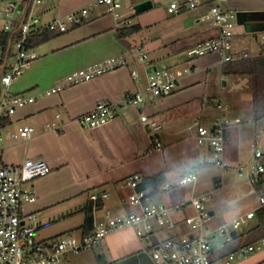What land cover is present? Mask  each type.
Returning a JSON list of instances; mask_svg holds the SVG:
<instances>
[{
	"label": "crops",
	"instance_id": "1",
	"mask_svg": "<svg viewBox=\"0 0 264 264\" xmlns=\"http://www.w3.org/2000/svg\"><path fill=\"white\" fill-rule=\"evenodd\" d=\"M90 1L40 0L33 6L32 12L40 11V16H36L41 23H46L58 16L78 11ZM126 1L127 7L132 10L135 4L144 0ZM164 1L151 0L152 9H149L153 10L152 13L139 14L138 22H134L141 29L123 40L117 39L115 32L127 19V12L122 11L124 1L120 0V18L108 13L104 6L90 8L82 16L80 24H69L67 31L57 33L51 40L35 47L38 57L8 86L10 93L36 94L34 102L2 119L5 131H11L15 125H29L35 130L28 138L11 139L3 136L0 141L5 143L0 147V164H19L27 158H40L50 166L47 175L31 183L36 199L24 206L25 212L35 215L32 224L35 222L36 231L37 228L42 231L41 236L37 234L40 239L68 233H77L75 237L84 234L85 209L91 204L89 196L92 192L105 190L109 193L108 197L114 193L110 202L105 199L101 202L115 212L131 209L126 203L125 195L130 189L125 185V180L133 173H139L142 178L165 173L168 187L154 200L161 199L158 203L169 207L184 203L180 210L171 211L170 215L176 223L175 228L179 232L185 231L183 218L194 213L188 203L190 197L212 194L242 179L225 183L222 172L225 169L207 167L208 164L204 162L208 154L207 146L199 145L196 141L194 121L205 128L206 124H211L207 128L211 129L212 119L218 111L224 117L225 110L220 111L216 106L218 97H228L236 105L228 113L231 116L227 119L238 123L244 117L249 123L235 130H229L233 124L226 128L223 155L226 169L233 167L237 172V166L241 163L239 141L233 142L235 135L248 136L253 141L257 139L258 143H251L252 147H262L254 129L257 124L264 129V116L256 117L254 113L253 73L258 70L264 73V0H227L225 3L227 8L236 13L238 31L234 29L232 38L233 59L223 64L218 62L217 55L213 53L196 58H189L186 53L195 43L217 34L207 10L202 7L169 13ZM3 4L4 0H0V7ZM26 12L27 7L16 12L14 30ZM4 22L0 17V30H3ZM249 36L255 37V41L248 42ZM138 46L147 53L152 65L168 66L177 73L178 82L173 91L159 98L144 93L148 67L145 63L144 68L137 65ZM120 54L126 57L123 67L90 81L68 86L58 93L37 94L73 70ZM138 58L142 61L140 56ZM129 91L142 92L143 102L129 105L126 101ZM241 99H244L245 106L249 105V111L245 110L244 115ZM100 101L112 103L116 116L96 128L82 127L78 118ZM142 113L162 124L159 135L163 148L159 151H148V127L139 118ZM237 113H242V117ZM250 122L253 123V130L249 129L252 126ZM187 173L196 174L195 182L180 185L178 179ZM250 185L258 194V189ZM237 191L241 193V190ZM211 201L206 206L212 211L213 217L216 210L213 207L215 202ZM257 207L258 199L257 204L246 212ZM251 220L248 229L257 224L255 218ZM218 226L209 222L207 228L210 230ZM238 234L236 231V236ZM139 237L134 227L112 230L100 244L76 254L67 253L59 264H155L147 250L150 247ZM144 239L146 242L150 240L149 237ZM213 240V255L221 253L225 245H217ZM232 264H264V247Z\"/></svg>",
	"mask_w": 264,
	"mask_h": 264
},
{
	"label": "built area",
	"instance_id": "2",
	"mask_svg": "<svg viewBox=\"0 0 264 264\" xmlns=\"http://www.w3.org/2000/svg\"><path fill=\"white\" fill-rule=\"evenodd\" d=\"M40 0H4L0 7V17L5 20L3 31L14 32L15 14L27 7L26 16L18 23L17 38L11 41L8 53H3L0 44V120L10 117L19 108L35 100V93L20 92L10 93L8 86L19 78L24 70L38 57L34 48L26 46L27 38L39 30H49L56 33L65 32L69 24H80L82 16L94 6H104L108 13L120 18V0H92L78 11L58 16L46 23H41L32 12L33 6ZM227 0H171L167 11L178 13L182 10L205 8L209 18L217 28L215 37L195 43L186 53L189 58H196L209 53L216 54L220 64L232 61V38L234 35L236 13L225 6ZM134 11V9H132ZM65 20L69 23H66ZM130 23L128 19L124 20ZM140 58L145 59L148 67L147 84L144 93L153 98L162 97L173 91L178 82L177 73L168 66L152 65L148 55L140 46L136 48ZM126 57L123 54L109 56L100 61L78 68L60 77L54 85L38 91V95H51L58 93L68 86L84 83L99 75L125 66ZM187 71V70H185ZM3 89V90H2ZM142 92L129 91L126 101L129 105L143 102ZM216 106L220 111L227 107L222 98L216 99ZM116 116V109L112 103L100 101L93 109L78 118L82 127L96 128L111 121ZM140 120L148 127V151H159L163 148L159 132L162 124L146 114H140ZM230 119L219 115L214 118L211 129L194 121L196 126V141L205 145L208 154L204 159L206 164L227 168L224 162L226 128L232 125ZM34 127L23 125L16 131H5L0 125V139L9 136L12 139L28 138ZM50 172V166L43 159L27 158L20 164H0V264H59L67 253H79L100 244L105 236L112 230L124 227H134L137 236L148 239L154 232L155 225L172 229L176 223L172 219L171 211L180 210L184 203L171 207L155 202L148 190L140 188L142 176L133 173L125 180V185L130 189L126 203L131 207L128 211L115 212L106 206L102 199L109 196L105 190L92 192L91 201L92 229L80 237L62 235L50 239H40L35 226L32 224L35 215L24 211V206L32 203L36 197L31 183ZM239 177L247 180L258 189V208L264 206V151L256 147L253 151V162L248 169L238 165ZM195 173L183 174L179 179L180 185L195 182ZM168 184L161 187L166 189ZM211 199L210 193H203L190 197L188 203L194 209L193 214L186 215L183 223L194 233H187L185 237L172 235L166 239L158 240L150 249V256L155 264H232L235 260L245 258L264 247V237L253 244L240 246L237 250L213 260L212 240L215 235L224 236V243L230 242L232 231L245 226L254 217L255 210H249L243 215L233 219L228 224H223L213 229L207 225L212 214L206 203Z\"/></svg>",
	"mask_w": 264,
	"mask_h": 264
},
{
	"label": "rangeland",
	"instance_id": "3",
	"mask_svg": "<svg viewBox=\"0 0 264 264\" xmlns=\"http://www.w3.org/2000/svg\"><path fill=\"white\" fill-rule=\"evenodd\" d=\"M121 1H124V6L122 7V11H126L127 12V15L126 14L125 15H126L127 19L129 20V22L131 21L132 23L138 22V20H139L138 15L139 14H141V15H150L152 13V11H153V10H151L152 9L151 8V9H148V10H145V11H142V12L136 14V13H134V11L131 10V8L127 7V5H126L127 1L126 0H121ZM170 1L171 0H165L163 2V4L165 6H168ZM129 2H132V0H129ZM153 7L155 8V5ZM157 7H159V6H157ZM39 12L38 13L37 12L34 13V15L35 16L38 15ZM38 16H40V15H38ZM43 18H45V17H43ZM65 22L69 23L66 20H65ZM235 31H238L237 22H236V26H235ZM242 33H243V31L241 32V34ZM258 39H260L259 35H258ZM247 41L248 42H250V41L254 42L255 41V37L249 36ZM248 42H247V44H249ZM136 53H137L136 54V56H137L136 58L138 59L137 60V62H138L137 65H139L140 67L144 68L143 67V63H145V59H142V61H140L139 58H138L140 56V53L137 52V51H136ZM244 92L245 91L242 92L243 96H244ZM242 94H240V95H242ZM222 100L227 105V107L225 109V112H224V118H227L228 116L230 117L231 115H229L228 113L232 112V110L234 109V107L236 105L228 97H226V98L224 97V99L222 98ZM241 101H242V104H243L242 113L244 115V111L245 110H247V112L249 111V105L248 104L246 106L244 105V99H241ZM242 113H237V114L240 117H242ZM219 115L220 114H219V111H218L215 116H219ZM215 116H214V118H215ZM212 120H214V119H212ZM231 121L233 123V126H230L229 130H235L238 127L241 128L242 126H245V125L249 124L248 121H246V119H244V117H242L241 122H238V123H236V121H233L232 119H231ZM263 122H264V120H263ZM250 124L252 126H249V129L253 130V123L250 122ZM210 125L211 124H206L207 128H210ZM254 126H255L254 129H255L256 137L258 139H260L259 142H260V146H262V147H258L257 145L256 146L259 149L263 150V148H264V145H263L264 144V129L259 127V124H257V126L256 125H254ZM16 130H17V125H15L11 129V131H16ZM85 131H86V129H85ZM7 139H10V138H7ZM233 139H234L233 142H238L239 141V146L238 147L240 148V150H239V153H240V160L239 161H241L240 165L245 167V169H248L250 167V165L252 164V162H253V149L255 147V146L252 147L251 143H253V144L258 143L256 141L257 139L253 141V138H249L248 136L244 138V136L241 135V134L240 135H235ZM4 143L5 142H3V140H1L0 141V147H3ZM212 166L217 167V169L221 168L219 166H215V165H212V164H208L207 167H212ZM222 172L224 173V182L227 183V184H228V182H231L233 180L241 179V177H238L237 172H236V170L233 167L225 169ZM211 188H213V187H211ZM108 190L111 191V188H108ZM237 190H241V193H239V191H237ZM127 193L125 195L126 199H127V195H128ZM113 194L114 193H111L110 194L111 197L105 198L106 202H110L111 201V198L113 197L112 196ZM211 196H212L211 200L215 202V204H213V207L216 210V213L211 218L210 223L214 224V226L221 225V223L227 222L228 220H230V218L236 217L240 213H245L246 210H248V208H250L251 206H254L255 204H257V199H258V194L252 188L250 183L247 180H242V179L235 185L228 184L226 187H223V188H220V189H217V190L213 191ZM155 201L156 202H160L161 199L157 198ZM251 222H252V220H250L247 225L239 227L236 231L238 233H241V232L245 231L246 229H248L251 226ZM33 224H35V222ZM46 227H48V226H46ZM54 227H56V225L52 226V227H49L48 229L46 228V229H47V231H49L50 229H53ZM154 228H155V230H154L152 235H155V236L151 237L152 235L150 234L149 235V238H150L149 242L145 241V239H144L145 237H143V238L141 237V239L144 241V244L146 246L150 247V249H151L152 245L156 241L166 239L169 236H171V234L174 235V233H176V232L178 233L179 232V230L177 228H175V227L172 228V229L162 228V231L159 230L160 226H158V225H155ZM37 231H38V228H37ZM189 232L190 233H194L195 231L191 230L189 228V226L186 225L185 226V231H180L178 234L181 237H185V235L187 233H189ZM37 234L39 236H41L42 235V231H38ZM75 235H77V233H68V236H75ZM215 236L216 237L213 240V242L215 244H217V245H221L222 243L224 244V242H223L224 236H221V235H215ZM154 239H156V240H154ZM150 249H147V250L150 252Z\"/></svg>",
	"mask_w": 264,
	"mask_h": 264
},
{
	"label": "trees",
	"instance_id": "4",
	"mask_svg": "<svg viewBox=\"0 0 264 264\" xmlns=\"http://www.w3.org/2000/svg\"><path fill=\"white\" fill-rule=\"evenodd\" d=\"M141 29L138 23H124L119 27L116 32V38L123 40L126 37L137 33ZM18 33L13 35L10 32H5L0 30V44L3 47V53L7 52L9 41H13L17 38ZM57 35L54 31L49 30H39L32 35H30L26 40V46L28 48H35L38 45L47 42ZM10 53L8 52V57ZM254 85H253V99H254V113L256 117H263L261 111L264 112V73L261 71H254ZM262 115V116H261ZM4 121L0 120V125H4ZM168 183L165 173H157L155 175L144 177L139 184L140 188L148 190V194L151 197H157L163 191L162 186ZM257 220L256 226L238 234L230 242L224 243V249L221 253L216 252L212 255L213 260L221 258L230 252L237 250L240 246H246L253 244L260 238L264 237V206L256 209L254 217ZM83 233L87 234L92 229V218H91V204L87 205L85 209V219L83 222Z\"/></svg>",
	"mask_w": 264,
	"mask_h": 264
},
{
	"label": "water",
	"instance_id": "5",
	"mask_svg": "<svg viewBox=\"0 0 264 264\" xmlns=\"http://www.w3.org/2000/svg\"><path fill=\"white\" fill-rule=\"evenodd\" d=\"M151 7H152L151 0H144V1L139 2V3H137V4L134 5V13L138 14V13H140L142 11H145V10L151 8ZM15 31L12 32V35L15 33ZM10 45H11V40L8 43L7 53H8V50H9ZM210 213L212 214V211H210ZM231 235H232V237H235L236 236V231H232L231 232Z\"/></svg>",
	"mask_w": 264,
	"mask_h": 264
}]
</instances>
